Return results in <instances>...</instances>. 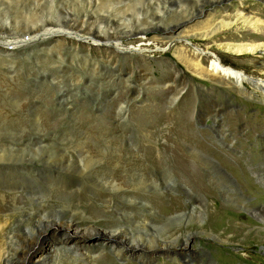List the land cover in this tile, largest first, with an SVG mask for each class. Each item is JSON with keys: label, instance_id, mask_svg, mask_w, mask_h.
Segmentation results:
<instances>
[{"label": "rangeland", "instance_id": "rangeland-1", "mask_svg": "<svg viewBox=\"0 0 264 264\" xmlns=\"http://www.w3.org/2000/svg\"><path fill=\"white\" fill-rule=\"evenodd\" d=\"M61 1L74 12L84 8L93 16L98 14L92 23L94 29L102 31L105 28L100 16L103 15L105 8L107 9L116 1L121 2L123 6L122 12L118 15L119 19H116L117 24L130 23L138 13H142L141 17L145 19L157 13L149 6L150 2L145 6L142 0H96V5L93 4V0ZM210 1L212 0H175L174 7L171 9L175 12L174 20L178 21L184 15L195 13L198 6L207 5ZM237 1L239 0H231L228 4L227 11L231 16L224 18V21L229 23L236 19L234 17L238 10L244 12L253 20L260 21L261 26L257 28L256 34L238 20L234 21L235 23L228 29H221L208 40L202 41L201 38L206 31H213L221 24L219 19L217 24L215 23L209 30H198V27L209 21L204 16L179 32V36H198L196 41H191L189 44L174 41L173 44L167 45H165L166 42L157 41L155 43L158 44L159 49H154L151 53L145 52L143 57L128 51L138 46L134 43L135 41L124 39L122 40L123 51L120 50L124 56H115L112 61L105 58L103 60L94 49L95 47H90L91 43L87 36H84L82 42H78L79 47L72 40L69 42L59 39L51 42L48 40L37 42L38 44H35L37 46L31 44L22 50L15 49L6 53L0 50V149L8 146L13 151L18 150L17 144L10 139L44 145L45 142L54 143L65 138L72 143L75 141L80 143L78 140L82 141L86 138L91 140L92 137L105 138V140L114 139L113 137L120 138L124 142L127 157L132 154V151L133 153L150 151L164 157L158 162V167L156 166L158 171L154 169L155 174L150 172L146 174V177L154 178L155 183H161V188L150 187L145 194L135 193L136 201L149 203L148 205L159 213L166 211L165 215L174 216L177 213L190 212L191 206L195 207L196 212L200 210V207L204 211L201 213L203 223L198 231L211 233V236L195 235L190 238L189 244L196 250V252L191 251L193 254L191 262L173 260V254L160 255V252H155V256L152 255L148 260L135 261L131 252H126L123 258L117 259L106 249L94 248L96 251L94 255L99 264H264V218L253 211L257 206L264 209V181L258 173H255L261 168H254L260 163V155L264 156V95L261 94L260 88L255 90L250 85H243V88L237 90L230 88L236 86L235 82H231L222 72L212 75L213 69L209 67L210 56L201 59L192 48V46L207 48L208 53L211 56L215 54L224 68L242 71L256 77L264 74V49L258 50L254 55L248 53L238 55L234 51L227 50L228 47L236 49L237 46L264 45V0H243L240 4ZM249 4L250 7L245 9ZM56 5H58L57 12L61 15L63 5H59L57 0H0V27L5 25V29H8V31L0 30V39L15 38V29L22 30L25 25L36 27L43 25L50 16L51 18L55 16L56 11L53 9L55 11L53 12L52 8ZM132 8H139L141 11L137 10L135 15H132L130 12ZM210 15L216 18L217 13L212 12ZM8 43L6 45L11 44ZM87 47L90 49L85 59L83 56L87 55ZM96 48H102L100 50L102 53L105 46L98 43ZM196 61H199L197 68L193 66ZM89 76L92 77L89 78ZM166 80L175 81L178 91H174V85L164 89ZM180 89L184 90L180 93ZM173 97L174 99H170ZM125 101L129 102V105L125 103L124 109L119 110L121 103ZM14 104L17 105L14 106ZM204 109L212 111H207L208 114L205 115ZM14 135L15 137L12 138ZM221 135L227 142L236 140L234 150L225 145L220 138ZM151 137L157 142H150ZM142 140L147 141H144L145 146L141 144ZM71 148L76 151L78 144L72 145ZM234 155L237 159H234ZM127 157L123 160H127ZM213 157H217L216 160L224 164L223 166L231 173V177L238 180L240 187L235 188L237 185L232 181L222 183L218 175L206 171L201 163H208L213 160ZM37 165L48 170L55 169L51 165ZM106 165L112 168L108 164V159L105 158L100 164L98 163V169H103ZM23 166L25 165L18 163H0V203L7 205V202H10L7 196L12 192L28 196L26 193L35 188L33 187L35 183L30 178L31 182L19 176L18 167ZM165 167L168 168L167 174L170 172L168 176L162 170ZM114 168L112 169L115 171L117 168L119 170L116 165ZM22 169H24L22 172L25 171V168ZM56 171L61 172L58 169ZM45 175L53 183L51 189L58 191L46 192L41 189L39 191L40 187H36L34 190L37 194L63 195L62 193L73 191L92 198L96 193L104 192L99 188H91V184L95 187L94 181L88 180L89 178L83 179L74 172L71 176L77 177L78 180L64 181V185L56 184L55 180L61 179L58 177L56 179L55 172L49 171V174ZM45 175L43 174V178ZM121 176L126 178L127 174L123 173ZM227 183H232L235 187ZM4 195H6L5 199ZM28 197L31 199V196ZM167 197L171 201L166 199ZM93 202L91 204H94ZM120 202L127 204L124 200ZM95 206L97 210L103 208L100 204ZM126 207L136 219L140 216H148L143 209L139 208L140 206ZM153 218L156 219L154 225L159 226L158 218ZM187 228L195 230L196 224L193 222L191 227ZM57 235L35 252L46 253L49 247H56L57 243L53 241L60 239V234ZM141 237L143 240L144 237L147 238L145 234ZM67 238V236L64 237L62 241ZM77 239L82 246L90 241L87 238ZM126 256L128 258H125Z\"/></svg>", "mask_w": 264, "mask_h": 264}, {"label": "bare ground", "instance_id": "bare-ground-1", "mask_svg": "<svg viewBox=\"0 0 264 264\" xmlns=\"http://www.w3.org/2000/svg\"><path fill=\"white\" fill-rule=\"evenodd\" d=\"M174 1L175 0H142V3L145 6L149 5L148 3L150 2L149 6H151L153 10L156 11L157 13H154V16L150 17L149 19H145L141 17L142 13H138L135 15V12L137 10L141 11V9L132 8L130 12H132L131 14L135 15V17L131 19V22L130 23L120 22L119 24L116 23V19H119L118 15L120 12H122L123 6L121 5V2L116 1L113 4L109 5L107 9L105 8V10L103 11V15L100 16L102 18L103 27L105 28V30L102 31V30L94 29L92 23V21L97 17L98 14H95L93 16L89 11L85 10L84 8L82 10L74 12L73 10H69L70 7L63 4L61 0H57V2H59V5L61 4L63 5V9H61L63 13L61 15H59V12H57L58 5H56L55 7L52 8V11L53 9L56 11L55 16L52 18L50 16L47 21H44L43 25L39 27L25 25L24 29L22 30L15 29L14 31L16 34L15 38L11 40H5L4 38L0 39V50H2L5 53L8 52L6 48V44L8 42L11 43L10 45H13L16 50H22L24 48H27L31 44L34 45L38 44L37 42L47 41V40L51 42L59 39L68 40L69 42L72 40L79 47L80 45L78 42H82L83 39L85 38L84 36H87L89 43H91L90 47L91 48L92 46L95 47L94 49L97 50V53L101 55L100 58H103V60L105 58V60L107 59L109 61H112L113 60L112 58L115 56L118 57L124 56V54L120 52L122 46H124V44L122 43V40L124 39L133 40L135 41L134 43L138 44V46H135L134 48H130L131 50L128 51L130 53L138 54L141 57L145 56L144 55L145 52L151 53L153 52L154 49H159V47H157L158 44L155 43L157 41L158 42L160 41V43L166 42L165 45H167L168 43L173 44L174 41H182L185 44L187 43L189 44V42L191 41H196V38L198 36L197 37L195 35L179 36V32L181 30L186 29L187 27H189L196 21L200 20V18H203L204 16H206L209 19V21L207 20L208 22L206 24H202L200 27H198L197 28L198 30H204V31L209 30V28H212L213 25H215V23L219 21V19L221 24L217 28L215 27L213 31L212 30H209V32L206 31V33L201 38L202 41H204L203 39L208 40L216 32H220L219 30L221 29L222 30L228 29L238 20H241V22L246 27L247 26L250 27L252 33L257 32L259 26H261L259 20H253L249 15H246L244 12H241L239 10L236 12V16L234 17L236 19H234L233 21L231 20L229 23L224 21V18L231 16L230 14H228L227 11L228 4L231 2V0H212L207 5L198 6L199 8L197 9V11L195 10L196 11L195 13L192 12L184 16L182 14L183 17L180 20L175 21L174 9L171 10L174 7ZM242 1L243 0H239L237 2L238 4H240ZM93 2L94 5L97 4L96 0H93ZM248 7H250V4L247 5L245 9H247ZM212 12L217 13L216 18L211 17L210 13ZM162 23H164L165 25ZM5 27H6L5 25L0 27V30L8 31V29L6 30ZM98 43L101 46L102 45L105 46L103 50L104 52L103 51L102 53L100 52V50L103 47L96 48V44ZM133 44H129V45L131 46ZM237 47L238 48L236 49L228 47L227 50L234 51L238 55H242L243 53L254 55V53H256L258 50L264 49V45H260V46L257 45L253 47L252 46L251 47L237 46ZM192 48H193V52L196 55H198L201 59L203 57L210 56L209 67L213 69L212 75H215V73L217 72H222V74L226 76V78H228L231 82H235L236 86H231L230 88L237 90L239 88H243V85H250V87L255 90L260 88L261 94L264 95V74L258 75L256 77L253 75H247L245 72L242 71L237 72L235 70L233 71L232 69L224 68L223 65L218 61V58L215 54L211 56L208 53L207 48L202 46L200 47L192 46ZM89 49L90 48L87 47L86 53L88 52ZM44 54L47 55L46 53ZM88 55L89 54L87 53V55H84L83 57L86 59ZM199 61H196L193 66L197 68V66H199ZM207 71L209 72V70ZM42 75L43 74L41 72V76ZM90 77L92 76H89V78ZM60 80L62 81L64 79H60ZM169 81L170 82L166 80L167 84L163 85L164 89L165 87L174 85L175 88L174 91H178V89L176 90V88L178 87L175 84L176 82L175 81L173 82L171 80ZM141 87L143 88L142 85ZM183 90L184 89H180L179 92L181 93ZM176 97H178V95ZM170 99H174V97ZM125 103L127 102L125 101L121 103L119 110L122 108L124 109ZM16 105L14 104V106ZM214 107L216 106L214 105ZM204 110H205V115L208 114L206 113L207 111H212L210 109H204ZM5 127L7 128L8 126ZM38 130H40V128ZM34 131L36 132V130ZM10 132L9 134H11ZM15 135L12 136V138L15 137ZM45 138L49 139L47 137ZM113 138L114 139L111 138L105 140V138L97 139V137H92L91 140H88V138L82 141L78 140V142L80 143H77L76 141L72 143L71 140L66 141V138L63 140H58L56 142L53 141L54 143H52L50 139L49 141L51 142H45V143L43 142L44 145L42 144L40 145L39 143H34V144L29 143L31 141H26V140L24 142L23 140H16L14 138L15 140L13 139L10 140L13 143L17 144L18 150L13 151L8 146L7 147L3 146L0 149V163L24 164L25 166H23L22 168H25V171L22 172V170L24 169L18 167L20 171L19 176H23L27 178V180L30 178L31 181L35 183V185L33 184L34 185L33 187L35 188L40 187L38 188L39 191L40 189L46 192L57 190V189L56 190L51 189V187H53L51 186L53 185V183L49 180L48 176L45 175V174H49V171L56 173L55 175L56 179L58 178L61 179V180H55L57 185L60 184L64 185L65 183L64 181L72 182V179L76 180L77 177L71 176V173L74 172L79 174L83 179L89 178L88 180L94 181L93 184H95V187H93L91 184L90 185L91 188H95V189L99 188L101 191H104L102 193L98 192V194L95 192L96 193V195H94L95 197L89 198L86 197V195L85 196L80 195L78 192H73V191L62 193L63 195H59L58 193L55 195L53 193L50 196H46L43 195L45 193H41V194H37V192L35 193L34 190L35 188H34L33 191L31 190L28 193L25 192L28 196H31L32 200L30 199V197L24 196L23 194L21 195L20 193L17 192L16 193L12 192L11 194H9L7 197L9 198L10 202H7V205L5 203L2 204V202L0 203V264H55V263L99 264L96 261L95 258L96 256L94 255L96 252L94 248L106 249L109 253H112V255H114L115 258L117 259H120V257L123 258L126 252H131V255L133 256L132 258L135 261L148 260L152 255L155 256L154 255L155 252H160V255L173 254L174 256L173 260L180 259L182 262H188V261L191 262V259L193 258V254L191 253V251L196 252V250H194V248L189 244V240H191L190 238L195 235L209 236V237L211 236V233H205V232L203 233V231H198V228H200V225L203 223L202 220L203 218H201L202 216L201 213H203L204 211L200 207V210L196 212L195 207L191 206L190 212H181V213H177L174 216L165 215L166 211H164L165 213L162 212L159 213V211L156 210L155 208L152 209V207L148 205L149 203L144 204V202L136 201L137 198L134 196L135 193H137L138 195L145 194V191L148 190L150 187L161 188L160 186L161 183L160 184L155 183L154 178L152 179L148 178L146 177V174L149 172L150 174L152 173L155 174V172L158 171V169H156V166L158 167V162H160V160H162L164 157L159 153L158 154L155 152L151 153L150 151H144V153H140V152L133 153L132 151V154L129 156L130 157L129 158L125 153L126 151L124 150L125 146L123 144L124 143L123 140L116 137ZM220 138L225 143V145L230 146V148L234 150L233 147L234 145L237 144L236 140H233L232 142H227V140H225L226 138L223 137L222 135L220 136ZM144 141L147 142L146 140H142L141 144L143 146H145L144 144H146L144 143ZM153 141L157 142V140L151 137L150 142ZM75 144H78V148H76L77 149L76 151L74 150V148H71V146ZM194 153L196 154V152ZM228 154L231 155L232 153H228ZM153 155L156 156L153 157ZM213 155H215V153ZM126 157L128 159L124 161L123 159ZM105 158L108 159V164L111 165L112 168H114V165H116L119 167V170H117L118 169L117 168L115 171L114 170L115 168L114 169L109 168L110 166L107 165L103 169H98L99 167L98 163L100 164L101 161H103ZM216 158L217 157H213V160H210V162L201 163V164L205 166L206 171H211L216 175H218L220 182L226 183L227 181L228 182L232 181V183H236L237 185L236 187L232 183H227V184H232L235 188L240 187L239 183L237 182L238 180L236 178H232L231 177L232 175L228 171V169H226L223 166L224 164L222 165L219 161H217ZM231 158H233V156H231ZM235 158L237 159V156L234 155V159ZM259 160H260L259 165L254 166V168H261V169L260 170L257 169L255 173H258L260 178L263 179L264 181V156L260 155ZM37 164H42L44 166L51 165L55 167L56 170L58 169L61 172L56 171L55 169L48 170L47 168L41 165L39 166ZM154 169H156V171ZM162 170H164L163 172H166L167 174L168 168L165 167L162 168ZM123 173L127 174L126 178H123L121 176L123 175ZM169 173L167 174V176L169 175ZM43 174L45 175L44 178H43ZM30 179L29 182H31ZM46 181H48L49 183L47 184ZM30 186L32 187V185ZM66 195H72V196H66ZM3 198L5 199L6 195H4ZM166 199L170 200L168 197ZM123 200L126 201L127 203L126 205L121 204L120 201ZM92 201H94L93 202L94 204H91ZM98 204H100L101 207H103L101 208V210L95 209L96 207L95 205ZM131 205H136V207L140 206L139 208L143 209V212L145 214H148V216L147 217L140 216L139 219L134 218V216L130 212V209L126 207ZM130 208L132 209V207ZM168 211L170 210L168 209ZM253 211L264 218L263 207L257 206L254 208ZM153 217L158 218V220L160 221V224L158 223L159 226L154 225L156 224L155 223L156 219L154 220ZM193 222L196 224V228L195 230L193 229L189 230L187 227L189 226L191 227V224ZM58 233L60 234V239L53 241L57 243L56 247L55 246L49 247L46 253L35 252L37 249L41 248L47 241H52V239L55 238V236H58L57 235ZM142 234H145L147 238L144 237L143 240V238L141 237ZM66 236L68 237L67 240L62 241V239ZM77 238H87L90 241L88 242V244L82 246L81 244H79ZM215 242L217 241L215 240ZM125 258H128V256H126Z\"/></svg>", "mask_w": 264, "mask_h": 264}, {"label": "built area", "instance_id": "built-area-1", "mask_svg": "<svg viewBox=\"0 0 264 264\" xmlns=\"http://www.w3.org/2000/svg\"><path fill=\"white\" fill-rule=\"evenodd\" d=\"M7 47V51H12V50H15L14 46L13 45H6Z\"/></svg>", "mask_w": 264, "mask_h": 264}]
</instances>
